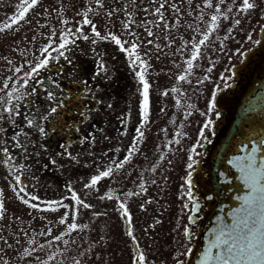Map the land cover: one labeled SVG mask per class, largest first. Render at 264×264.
I'll return each instance as SVG.
<instances>
[{
	"label": "flooded vegetation",
	"instance_id": "obj_1",
	"mask_svg": "<svg viewBox=\"0 0 264 264\" xmlns=\"http://www.w3.org/2000/svg\"><path fill=\"white\" fill-rule=\"evenodd\" d=\"M19 3L20 0H0V11L5 12L0 25L10 22L8 17L18 11ZM240 3L241 0H236L235 4L233 0H224L223 8L234 7L236 11ZM256 3L257 7L249 12L236 11L238 25L234 23V16L226 19L228 33L221 49L223 65L212 74L207 86L202 77L195 74L191 76L193 79L180 83L177 79L172 83L169 71H165L162 82L154 74L145 77L150 85L149 115L143 128L144 136L131 155L134 163L131 169L137 175L143 168L147 178L134 184L130 191L120 189L118 193L122 202L138 200L151 208L149 237L166 238L175 248L179 245L182 264L183 255L188 251V239L199 240L204 215L215 209L219 199L221 184H215L216 160L226 175L228 168L232 173L227 158L239 153L240 145L250 146L256 136L264 133V0H256ZM36 6L11 29L0 31V47L19 51L12 55L19 58L14 60H24L21 52L28 41L27 31L36 27V22L29 23L28 15L37 11ZM53 57L56 58L50 59L45 68L20 88L23 93L18 105L21 141L43 144L45 150L40 153L46 158H51V154L54 157L67 155L65 147L78 142L84 143L83 152L90 157L102 159L109 154L124 159L141 122L139 90L142 85L135 71L131 75L119 70L96 72L71 55ZM172 84L179 86L175 87L180 89L183 101L180 106L172 101ZM165 91L168 95H161ZM52 108L57 109L55 113L51 112ZM13 137L11 134L6 138ZM257 145L264 146V136L257 137ZM11 154L7 151V156ZM97 174L99 172L90 173ZM15 175L22 180L21 186H29L21 175ZM68 189L64 185H51L29 190L39 198L35 203L43 209L47 207L44 202L53 201L61 192L70 198ZM129 192L135 194L126 195ZM19 203L18 206L13 204L4 217L10 230L35 226L43 233L47 227L56 228L58 222L53 216L40 215L51 211L30 208L21 199ZM158 206L165 208L163 218L168 225L164 226L163 234L157 235L154 208ZM116 207L119 209V204ZM88 209L91 210V206ZM24 211L30 214H21ZM92 211L105 212L102 208ZM185 227L190 233L188 237L184 235ZM173 264H177L176 259Z\"/></svg>",
	"mask_w": 264,
	"mask_h": 264
},
{
	"label": "rangeland",
	"instance_id": "obj_2",
	"mask_svg": "<svg viewBox=\"0 0 264 264\" xmlns=\"http://www.w3.org/2000/svg\"><path fill=\"white\" fill-rule=\"evenodd\" d=\"M211 3L212 8L205 7V0H99V3L97 0H39L36 6L37 19L34 18L36 12L28 15L29 23L36 22V27L27 31L28 41L22 48L23 52L20 51L25 55L24 60H14L19 59L12 57L19 53L16 48L0 47V88H3L5 81L8 83V88L0 91V97L5 98L4 102H0V201L4 204V211L0 213V264H133V260L141 253L146 257L147 264H173L176 257L182 256L179 245L175 248L166 238L149 237L150 207L138 200L121 201L118 193L120 189L130 191L134 184L144 182L147 178L146 173L143 174V168L137 175L133 172V158L117 169L115 162L123 159L109 154L102 159L90 157L83 152L84 143L78 142L65 147L67 155L54 157L51 154V158L41 156L40 152L45 150L43 144L21 141L20 101L15 99L14 94L13 103L7 104L6 93L11 91L13 83L19 86L22 81L19 77L30 70L37 58H41L40 50L49 44V36L55 33L52 39L58 44L61 31L66 32L68 29L73 30V35L69 36L72 42L62 51L80 59L92 71H101V63L104 70H119L129 75L140 70L139 67H129V59L113 42L92 36L91 26L83 24L84 13H87V18L102 36L111 33L122 42H129L125 47L131 43L138 45L137 53L147 64L145 77L154 74L162 82L165 71H169L172 83H175L178 75H185L189 81L195 74L198 78L202 77L204 86H207L212 74L223 65L221 49L228 33L225 29L227 20L223 15H219L218 26L211 32L205 45L200 46V55L193 61L191 72L186 73L185 69L186 60L191 58L192 45L203 38L210 16L217 14L215 7L219 2L211 0ZM219 7L221 13L227 14L228 18L234 16L236 20L237 12L234 7L231 12L224 9L223 4H219ZM4 15L5 12L0 11V18ZM125 24L128 25L127 29ZM77 27L81 28L80 33H75ZM84 35L89 36V39L84 40ZM93 40L96 42L92 43ZM55 55L57 53L53 52L52 56ZM17 67L21 68L20 73H15ZM209 68L212 69L211 72L207 71ZM175 86L177 85L172 84L171 88ZM171 96L173 102L179 101L177 106L183 104L180 92H171ZM4 107H10L13 111L5 112ZM11 134L14 135L13 138H6ZM9 140L12 141L8 142ZM4 148L11 151L10 157L5 155ZM37 152L40 153L39 157H35ZM72 152L75 155H71ZM5 160L9 162L5 164ZM144 164L146 166V161ZM171 164L174 165L173 157ZM108 167L113 169L111 176L101 179L94 188L84 187L93 176L90 173H97ZM15 174L21 175L29 186L17 185ZM229 174L231 172L228 168L227 175ZM20 181L22 182L21 179ZM51 185L74 188L80 199L91 206V210L81 207L76 221L87 227L63 236L61 241L53 240L56 235L65 231V226L58 223L56 228L44 229L43 233H47L49 228L55 231L51 235H43L35 226L10 230L4 217L9 214L13 204H20L19 197L30 199L33 195L29 189ZM19 187H24L25 192L20 193ZM14 188L16 191H13ZM106 195H111L112 199L105 198L100 201V197ZM53 199L61 200L65 205L73 204L62 192ZM120 203L125 204L128 217L122 216L121 210L116 207ZM98 208L105 212L97 214L92 211ZM154 209L157 213V235L163 234L164 226L168 225L163 218L165 208L158 206ZM66 210L60 208L58 211L42 212L40 215H51L58 222ZM215 212L216 208L209 214ZM21 214L30 213L24 211ZM129 230L132 236L127 234ZM194 239L195 237H191L186 243L188 251L183 255V264H190L200 247V238L196 241ZM30 240L35 243H29ZM65 240L68 241L67 244L64 243ZM40 245L44 247L41 249ZM26 249L31 255L25 253Z\"/></svg>",
	"mask_w": 264,
	"mask_h": 264
},
{
	"label": "snow or ice",
	"instance_id": "obj_3",
	"mask_svg": "<svg viewBox=\"0 0 264 264\" xmlns=\"http://www.w3.org/2000/svg\"><path fill=\"white\" fill-rule=\"evenodd\" d=\"M38 3V0H20V3L16 5L18 11L8 17V20L10 22H4L2 25H0V31H5L7 29H11L14 25L18 24L21 20H23L26 16V14L29 12L30 9L34 8ZM97 3H99V0H97ZM224 0H219V4H223ZM236 3V0H233V4ZM219 4L215 7V12L217 14H213L210 16V22L207 24V30L205 34L203 35V38L198 41V43L192 45V51H191V58L186 60L187 68L185 69L186 73H190L191 69L193 67V61L197 60L200 55V46L205 45L206 41L209 39V35L212 31L215 30V28L218 26V18L219 15H223L224 19H227V14L221 13V9L219 7ZM163 7V5H161ZM205 7L206 8H212L213 5L211 3V0H205ZM257 7L256 0H241L240 6L236 9L237 12L245 13L249 12L250 10H253ZM232 8H228V12H231ZM157 12H159V9H157ZM84 19L83 24L84 25H90L92 30V36L103 39V40H110L115 45L119 47V51L124 53L126 57L129 59V67L130 68H137L139 67V71H135V77L137 78L140 85H142V89L139 90V95L141 97L139 102V115L141 118L140 125L136 128V137L133 139L132 145L128 149V156H125L122 161L115 162V167L117 169L122 168L125 163H127L131 155L136 150V145L139 143V140H141L144 136L143 128L144 125L147 123L148 115H149V83L145 79V73L147 71V64L144 62L139 54L137 53V47L138 45L136 43H131L130 46L125 47V44L129 43L127 41L122 42L119 37L116 35H113L111 33H108L107 35L102 36L100 32L97 31L96 26L92 24V22L87 18V13H84ZM110 15V14H109ZM203 18V15L201 16ZM63 23H67L66 21H63ZM235 24H239L240 20L236 19L234 21ZM124 27L127 29L128 25L125 24ZM75 33H80L81 28L77 27L75 30ZM231 31V30H229ZM131 34V33H129ZM55 33H52L51 36H49V44L43 47L41 51V58H37L34 65L30 67V70L26 73H24L23 76L19 77L20 80L23 81L22 84L17 86L15 83H13L11 91H8L6 93L7 101L6 103L11 105L13 103V97L15 94V99L19 100L23 93L20 92V88L25 87L29 80L33 78L34 74L38 73L39 70L45 68L47 64L49 63L50 59H55L56 57L52 56V53H57L58 56H64L65 49L72 41L69 40V36L73 35V30L68 29L66 32L61 31L58 39L59 43L56 44L52 37L55 36ZM149 35H151V32L149 31ZM84 40H88L89 36L84 35ZM227 39V37H225ZM96 41L93 40L92 43H95ZM99 69L101 71L104 70V65L101 63L99 64ZM208 72H211L212 69H207ZM21 68L17 67L15 68V73H20ZM177 82H181L186 80L185 75H178L177 76ZM207 79V77H205ZM8 88V83L5 81L3 88H0V91H4ZM34 91V90H33ZM173 93L179 92V89L177 87H173L170 90ZM49 98L52 97V93H48ZM161 95H168V92L165 91L161 93ZM5 98L0 97V102H4ZM177 104L179 105V101H177ZM212 105L209 104V109L211 110ZM56 108H52L51 112L55 113ZM5 112L11 113L13 111L10 107H4ZM163 111V109H161ZM29 125L32 124V121H28ZM207 126V125H206ZM41 132H43V129H40ZM123 134V133H122ZM178 142V141H177ZM5 155H7V148L3 149ZM252 152L255 153L256 149L253 148ZM191 159V157H189ZM245 166L243 167L242 171L244 173V183L245 186L248 189L247 195L244 197H241L243 203L241 207L236 209L235 213H233V220L234 222L230 226H224L220 229H218L216 232L213 233V239H211V242L209 244V247L205 250L204 258L212 259L216 262V264H264V162L261 163L260 166H257V163L255 161L254 155L245 157ZM9 161L5 160L4 163L7 164ZM189 167H191V164H189ZM113 169L112 167H108L106 170L100 171L99 174L93 175L90 177V182L85 183L84 187L86 189L94 188L97 183L106 177H109L112 175ZM17 185H20V177H15ZM141 187H143L141 185ZM13 191H16L14 188ZM68 191L71 193L70 199L73 201V204L71 206L65 205L63 201L61 200H54V201H47L44 202L47 204V207L41 209L39 204L37 203H30L29 199H25L23 197H19L21 199V202L25 204L26 206L36 209L38 211H58L60 208L67 209L64 212V215L61 216V218L58 220V224L65 226V231L61 232L59 235H56L53 240L54 241H61L63 236L68 235L72 233L73 231L78 230L81 227H87V225H79L77 221V217L79 215V209L82 207L84 209H87L90 207L89 204L85 203L83 200L80 199V197L77 195L75 191H73L70 187ZM19 192L24 193L25 188L19 187ZM135 193H127L126 195L131 196ZM101 199H112L111 195H106L104 197H100ZM31 201H37L39 198L37 196H31ZM119 210H121L122 215L124 217H128V212L125 207L124 203L119 204ZM195 210V207L192 209ZM4 211V204L2 201H0V213ZM70 218V222H69ZM190 221L192 220V217H189ZM52 229L49 228L47 233H42L43 235H51ZM129 236H132L131 230L127 233ZM185 237H188L190 235L189 230L187 227H185L184 230ZM29 243H35V241L30 240ZM52 242L50 241L49 244ZM65 244L68 243V241H64ZM44 245H40V248L42 249ZM213 249L216 251L213 253ZM25 253L27 255H31V253L26 249ZM49 259H52V257H49ZM177 260V264H182V262L179 260L178 257L175 258ZM6 264V262H5ZM79 264V262H77ZM133 264H147L146 257L141 253L138 255L134 260Z\"/></svg>",
	"mask_w": 264,
	"mask_h": 264
},
{
	"label": "water",
	"instance_id": "obj_4",
	"mask_svg": "<svg viewBox=\"0 0 264 264\" xmlns=\"http://www.w3.org/2000/svg\"><path fill=\"white\" fill-rule=\"evenodd\" d=\"M258 136H264V133ZM256 136L250 146H239V153L233 154L227 158V161L231 164L232 173L226 175L222 169L221 164L216 160V179L215 184H221L219 192V199L215 204L217 209L216 213L204 215V225L200 235V247L194 254L191 264H216L212 259H205V250L209 247L211 239H213V233L224 226H230L233 220V213L236 209L241 207L243 201L240 199L248 193V189L244 183V173L242 171L245 166V157L254 155L257 166H260L264 162V146L257 145ZM255 148L256 152L253 153L252 149ZM213 253L216 251L212 250Z\"/></svg>",
	"mask_w": 264,
	"mask_h": 264
},
{
	"label": "bare ground",
	"instance_id": "obj_5",
	"mask_svg": "<svg viewBox=\"0 0 264 264\" xmlns=\"http://www.w3.org/2000/svg\"><path fill=\"white\" fill-rule=\"evenodd\" d=\"M216 211H217V209H216ZM215 213H216V212H215ZM209 215H210V214H209ZM211 215H212V214H211ZM197 251H198V250H197ZM197 251H196V252H197ZM191 262H192V260H191ZM191 262H190V264H191Z\"/></svg>",
	"mask_w": 264,
	"mask_h": 264
}]
</instances>
